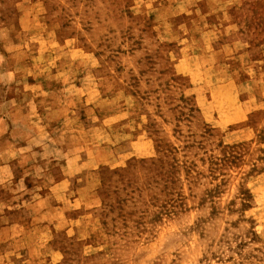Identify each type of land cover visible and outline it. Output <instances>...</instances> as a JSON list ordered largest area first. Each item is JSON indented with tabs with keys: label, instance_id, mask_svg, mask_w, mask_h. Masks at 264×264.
<instances>
[{
	"label": "rangeland",
	"instance_id": "1",
	"mask_svg": "<svg viewBox=\"0 0 264 264\" xmlns=\"http://www.w3.org/2000/svg\"><path fill=\"white\" fill-rule=\"evenodd\" d=\"M0 264H264V0H0Z\"/></svg>",
	"mask_w": 264,
	"mask_h": 264
}]
</instances>
